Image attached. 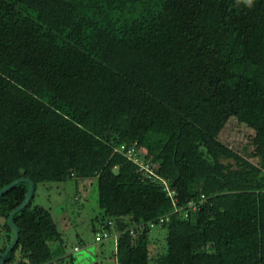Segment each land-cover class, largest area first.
Listing matches in <instances>:
<instances>
[{
  "label": "trees",
  "instance_id": "obj_1",
  "mask_svg": "<svg viewBox=\"0 0 264 264\" xmlns=\"http://www.w3.org/2000/svg\"><path fill=\"white\" fill-rule=\"evenodd\" d=\"M20 176L4 263L57 264L38 186L94 177L110 264H264V0H0V188Z\"/></svg>",
  "mask_w": 264,
  "mask_h": 264
},
{
  "label": "rangeland",
  "instance_id": "obj_2",
  "mask_svg": "<svg viewBox=\"0 0 264 264\" xmlns=\"http://www.w3.org/2000/svg\"><path fill=\"white\" fill-rule=\"evenodd\" d=\"M224 134L234 145L243 140L241 135H234L230 128H226ZM76 191L80 197L78 201L73 199ZM97 198L94 177L50 181L38 186L34 203L41 202L49 207L63 236V242H50L53 252L60 257L55 260L57 264H70V253L74 255V264L112 263L110 241L106 238L96 241L91 228L92 218L102 213ZM74 246H77L76 250Z\"/></svg>",
  "mask_w": 264,
  "mask_h": 264
},
{
  "label": "water",
  "instance_id": "obj_3",
  "mask_svg": "<svg viewBox=\"0 0 264 264\" xmlns=\"http://www.w3.org/2000/svg\"><path fill=\"white\" fill-rule=\"evenodd\" d=\"M19 181L27 182L28 183V190H27V194L24 197V199L19 204H17L14 208H12L8 214V222H9L10 227L12 229V235H11L9 242L6 244L3 252L0 255V264H3V262L6 259L8 252L15 245V243L17 242L18 236H19V230H18V227L14 221L13 215L15 214V212H17L20 208H22L28 202V200L30 199V197L32 195L34 185H33V181L29 177L20 176L16 179L10 181L9 183L3 185L0 188V195H1L9 187H11L12 185L16 184Z\"/></svg>",
  "mask_w": 264,
  "mask_h": 264
},
{
  "label": "built area",
  "instance_id": "obj_4",
  "mask_svg": "<svg viewBox=\"0 0 264 264\" xmlns=\"http://www.w3.org/2000/svg\"><path fill=\"white\" fill-rule=\"evenodd\" d=\"M121 148H123V146ZM131 150H132V148H128L126 150V153L127 154L130 153ZM188 204L192 205V204H194V202L193 201H189ZM185 214H186V212H185ZM106 235H107L106 231H102V233L100 231H97V232H95V240H100V239L104 238ZM3 264H13V263L12 262H8V263H4L3 262Z\"/></svg>",
  "mask_w": 264,
  "mask_h": 264
}]
</instances>
